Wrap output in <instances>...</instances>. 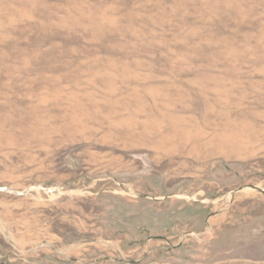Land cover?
I'll list each match as a JSON object with an SVG mask.
<instances>
[{
    "label": "rangeland",
    "instance_id": "374dc122",
    "mask_svg": "<svg viewBox=\"0 0 264 264\" xmlns=\"http://www.w3.org/2000/svg\"><path fill=\"white\" fill-rule=\"evenodd\" d=\"M0 264H264V0H0Z\"/></svg>",
    "mask_w": 264,
    "mask_h": 264
}]
</instances>
